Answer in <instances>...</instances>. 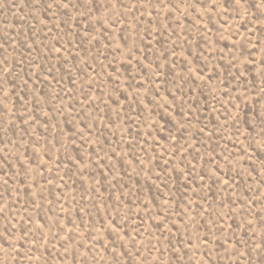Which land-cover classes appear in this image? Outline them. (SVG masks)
Here are the masks:
<instances>
[{
	"label": "rangeland",
	"instance_id": "rangeland-1",
	"mask_svg": "<svg viewBox=\"0 0 264 264\" xmlns=\"http://www.w3.org/2000/svg\"><path fill=\"white\" fill-rule=\"evenodd\" d=\"M72 3L0 0V264H264L260 0Z\"/></svg>",
	"mask_w": 264,
	"mask_h": 264
},
{
	"label": "snow or ice",
	"instance_id": "snow-or-ice-1",
	"mask_svg": "<svg viewBox=\"0 0 264 264\" xmlns=\"http://www.w3.org/2000/svg\"><path fill=\"white\" fill-rule=\"evenodd\" d=\"M32 2L34 4H42L45 8H50L52 7L53 4H56V5H60L61 3L63 4V7L64 8H69V6L71 7H76L77 5L73 4L72 3V0H51V3H49V0H32ZM85 2H87V0H85ZM162 2V0H161ZM215 2V0H214ZM247 3V0H227V5H228V8H231L233 11L235 12H241V11H247V9L245 8V4ZM83 6V5H81ZM260 7H264V0H260ZM171 7H174V8H177V4L172 2L171 3ZM65 16L68 15L67 12L64 13ZM2 90V89H0ZM117 227H119V225H117ZM127 235V233H125ZM133 244L135 243V238H131ZM116 241L113 240V244H115ZM127 255V252L125 253Z\"/></svg>",
	"mask_w": 264,
	"mask_h": 264
}]
</instances>
